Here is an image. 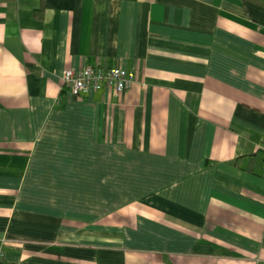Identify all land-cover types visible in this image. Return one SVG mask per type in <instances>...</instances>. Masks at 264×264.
<instances>
[{
  "label": "crops",
  "instance_id": "obj_1",
  "mask_svg": "<svg viewBox=\"0 0 264 264\" xmlns=\"http://www.w3.org/2000/svg\"><path fill=\"white\" fill-rule=\"evenodd\" d=\"M0 252L264 264V0H0Z\"/></svg>",
  "mask_w": 264,
  "mask_h": 264
},
{
  "label": "built area",
  "instance_id": "obj_2",
  "mask_svg": "<svg viewBox=\"0 0 264 264\" xmlns=\"http://www.w3.org/2000/svg\"><path fill=\"white\" fill-rule=\"evenodd\" d=\"M136 72L121 67L91 64L80 68H67L62 73V88L75 96H83L89 91L107 90L120 95L136 82ZM4 253L0 252V262Z\"/></svg>",
  "mask_w": 264,
  "mask_h": 264
}]
</instances>
